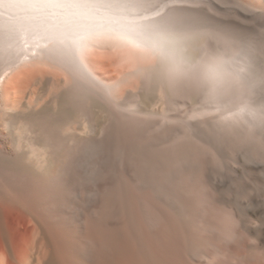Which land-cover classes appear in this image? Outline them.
Segmentation results:
<instances>
[{"label": "bare ground", "instance_id": "bare-ground-1", "mask_svg": "<svg viewBox=\"0 0 264 264\" xmlns=\"http://www.w3.org/2000/svg\"><path fill=\"white\" fill-rule=\"evenodd\" d=\"M78 3L97 0H0V264H262L264 40L232 25L255 41L257 119L231 132L163 85L157 60L167 44L138 50L92 31L82 58L98 84L62 62L81 42L76 33L112 13L145 37H186L196 56L208 30L241 18L243 6L120 0L111 13L71 6ZM248 6L264 9V0ZM210 10L217 16L207 19ZM243 150L255 165L249 188L236 187L245 175L236 168L223 177L233 165L226 158Z\"/></svg>", "mask_w": 264, "mask_h": 264}, {"label": "clouds", "instance_id": "clouds-1", "mask_svg": "<svg viewBox=\"0 0 264 264\" xmlns=\"http://www.w3.org/2000/svg\"><path fill=\"white\" fill-rule=\"evenodd\" d=\"M186 40L180 35L165 37L170 52L157 60L163 85L170 91L181 90L221 130L247 128L251 114L255 113L250 104L252 53L249 44L237 35L208 30L199 55L192 56L187 53ZM136 87L140 88L139 83ZM242 104L246 105L243 110Z\"/></svg>", "mask_w": 264, "mask_h": 264}, {"label": "snow or ice", "instance_id": "snow-or-ice-1", "mask_svg": "<svg viewBox=\"0 0 264 264\" xmlns=\"http://www.w3.org/2000/svg\"><path fill=\"white\" fill-rule=\"evenodd\" d=\"M120 0H112V2H105V0H97L95 4L88 3H78L75 5H71L78 8H104L106 11H110L113 7H115ZM182 3L189 4H203V0H181ZM226 2L233 6L240 8L242 7V11L244 15L241 18H237L236 16L227 17L230 20L229 25L221 24L217 21L219 25L218 30L224 31L232 35H237L232 31V25H240L244 28V30L252 32L256 35H259L262 40H264V9H255L249 7V0H226ZM112 13V12H111ZM217 13L210 10V15H207V19H212L216 17ZM105 29L110 33L115 34V38L123 41L124 43L130 45L133 49L142 50L145 48H151L154 51L163 52L165 50V37L164 36H156V37H145L143 35L135 33L133 30L129 29L126 24H124L120 17L112 13V17L109 22L104 25L92 27H85L84 31L81 33H76L75 37L77 41H81L77 43L75 49L71 52H65L62 54V62L65 63L67 67H69L73 73L80 80L89 81L94 84H98L96 81V77L93 75V72L89 70V65L85 63V60L82 58L85 50L88 45L83 43L88 35L91 34L92 31ZM245 41L249 44L250 52L254 53L255 51V41L252 39H245ZM7 62V60L5 61ZM264 84V80L261 81ZM103 90L105 95L110 96L112 89L108 86H103ZM69 95H71V89L69 90ZM246 105H241V109L243 110ZM264 116V113L261 114ZM256 119L257 116L255 113L251 114V119L249 121L248 127L255 128L256 127ZM261 119V130L262 135H264V118Z\"/></svg>", "mask_w": 264, "mask_h": 264}, {"label": "rangeland", "instance_id": "rangeland-1", "mask_svg": "<svg viewBox=\"0 0 264 264\" xmlns=\"http://www.w3.org/2000/svg\"><path fill=\"white\" fill-rule=\"evenodd\" d=\"M262 59V58H261ZM263 60H264V56H263ZM263 60H261L260 61V63L263 61ZM2 63V64H1ZM263 63H264V61H263ZM0 72H1V69H2V66H3V61L2 60H0ZM121 68V67H120ZM119 68V69H120ZM161 107V105L159 106V108ZM159 111V110H158ZM246 149H248V147L246 148ZM230 152H231V150H229ZM229 151H227L228 152V154H226L227 156L228 155H233V151H232V153H230ZM235 153H236V151H234ZM259 152H260V150H259ZM234 153V154H235ZM260 154V157H262V155H263V152L261 153H259ZM242 155H245V152H244V150L241 152V154H239L238 156H237V154H235V156L234 157H232L231 156V161L233 160V158H234V160H236V162L234 161H230V159H228V158H226V161L227 160H229V163H232L233 165H229V168H228V166L226 165L224 168H226L227 170V172L226 171H224V169H221V171H224V179H227V180H231V175L233 176V175H235V173L233 172L234 170L233 169H235L236 168V171H241L242 173H244L245 175L243 176V177H240V178H244L243 180H242V182L240 181V178H238L237 179V182H236V187H238V186H240V185H242V183H243V186L244 187H246V188H249L250 187V185H251V180L250 181H248V179H250V178H248L247 176H248V172L247 171H252V170H254L253 169V167L255 166V165H250V163H252L251 162V160H244V159H242ZM226 156V157H227ZM229 157V156H228ZM236 158V159H235ZM258 158V157H257ZM260 158H258V160H259ZM261 160V159H260ZM228 162V161H227ZM228 163V164H229ZM238 163V164H237ZM235 165V166H234ZM232 166V167H231ZM234 166V167H233ZM220 168V167H219ZM232 170V171H231ZM231 172H233V173H231ZM240 173V172H239ZM230 178V179H229ZM256 179H258L257 177H256ZM263 182L261 181L260 182V184H259V187H258V191L257 192H253V196H252V198L253 199H258V198H260L261 199V197H262V193H261V190H260V185L262 184ZM250 191H252V190H250ZM262 264H264V262L262 263Z\"/></svg>", "mask_w": 264, "mask_h": 264}]
</instances>
